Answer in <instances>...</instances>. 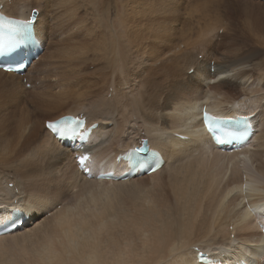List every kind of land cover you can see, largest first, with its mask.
Returning <instances> with one entry per match:
<instances>
[{
	"label": "bare ground",
	"instance_id": "bare-ground-1",
	"mask_svg": "<svg viewBox=\"0 0 264 264\" xmlns=\"http://www.w3.org/2000/svg\"><path fill=\"white\" fill-rule=\"evenodd\" d=\"M41 1L46 3L0 0L9 19L26 22L38 12L32 30L42 47L23 75L0 69V98L19 101L15 88L31 91L52 70L67 88L47 95L50 100L33 90L39 114L46 113L45 105L62 108L52 118L37 123L30 108L11 124L0 113V226L15 209L25 219L0 237V264H200L197 252L217 264H264L263 16L253 17L261 25L254 27V39L246 36L248 30L229 34L232 13L219 14L228 0L205 1L207 12L213 1L218 11L195 21L167 12L168 0H156L163 7L159 14L150 5L115 19L107 10L91 23L102 31L86 27L84 17L62 14L69 19L61 21L71 20L75 31L63 29L66 48L51 51L47 34L54 14ZM77 35L80 40L73 41ZM244 45L250 54L237 55ZM59 52L66 59L60 70L53 57ZM79 55L100 61L92 67L95 73H88L91 65L73 66ZM43 58L49 60L41 66ZM77 76L82 80L75 81ZM1 107L0 112L6 108ZM202 107L222 113V120L251 117L249 147L217 151L200 128ZM69 116L80 117L83 129L95 125L82 148L58 142L45 128ZM142 144L164 158L159 170L128 180H96L110 171L120 176L124 165L117 159ZM81 154L89 156L88 177L73 158Z\"/></svg>",
	"mask_w": 264,
	"mask_h": 264
},
{
	"label": "rangeland",
	"instance_id": "rangeland-1",
	"mask_svg": "<svg viewBox=\"0 0 264 264\" xmlns=\"http://www.w3.org/2000/svg\"><path fill=\"white\" fill-rule=\"evenodd\" d=\"M67 1V2H66ZM141 1V2H140ZM146 0H46V3L41 1V4H47L49 3V8L48 11L52 14H54L53 18L50 20L49 24L50 27H51V30L48 32H54L53 33V36H52V33L50 34H47V37H49V42H51V51H55L57 48L58 49H61L64 51V49L66 48L65 45L61 44V42L63 41V35H65L64 33L66 32V30L69 31V27H71L73 30H74V27L75 25H71V20L74 19L76 20L77 19V16L81 17H84L86 19V23H85V26L86 27H91V26H94L95 28H99L102 30H104L103 28H100V24L97 22V24H91L93 23L94 21H96L98 18L102 17L107 10L110 11V13H113V17H115V19H117L118 17H120L123 13L124 14H127V15H130L132 12L134 13L135 10L137 12H142L144 9H146L147 7H152L150 9L151 10H156L157 14L159 13H162L163 11L160 10V8H163L162 5L159 3L160 1H156V0H149L148 4H145ZM169 1V0H168ZM166 2V8H168L169 10H167V12L171 13V11L173 12L172 14H185V18L184 19H188L190 21H195V19H200V16L203 18V17H207L208 13L209 14H215L217 13L218 10H215V8L218 7L217 5V1H213V2H210L211 5H210V11L207 12L206 11V6H205V1L207 0H184L185 2H183V0H171L169 2ZM263 5V6H258V4ZM258 2V0H228L226 2H223L224 4H222V6L220 7V11H219V14L221 13V15H226L225 17H227V14L229 13H232V17H233V21H232V25L230 26L231 27V30L229 32V34H246L247 33V30L250 31V33H247V37L248 38H254L256 39V37H254V33H253V29H255L254 27H256V25H259L258 23H255L254 20H253V17L254 16H257V17H262L264 19V0H260ZM61 4L59 5L61 8H59L58 4ZM136 3V5L134 4ZM144 3V4H143ZM159 3V4H158ZM176 3V4H175ZM186 3V4H185ZM51 4V5H50ZM55 6H53V5ZM139 4V5H138ZM173 4V5H172ZM182 4L184 5V7L182 6ZM188 4V5H187ZM246 4V5H245ZM56 5L58 7H56ZM188 7H187V6ZM204 5V6H203ZM71 6V8H70ZM134 6V7H133ZM135 6H137V8H135ZM156 6V7H155ZM178 6V8L176 7ZM53 7V8H52ZM203 7V8H202ZM226 7V8H225ZM59 8V10H56ZM68 8V9H67ZM171 8H173L171 10ZM177 8V10H176ZM185 8V10H184ZM54 9V11H53ZM67 9V10H66ZM259 9V10H258ZM52 12H51V11ZM61 10V12H60ZM64 10V11H63ZM124 10V12H123ZM174 10V11H173ZM214 10V11H213ZM64 13H63V12ZM67 13H66V12ZM70 11V12H68ZM75 11V12H74ZM147 10H145L144 12H146ZM178 11V12H177ZM181 11V12H180ZM108 12V11H107ZM183 12V13H182ZM223 12V13H222ZM55 13H57L56 15L57 16H60L62 18L63 17H66L68 16L69 18H71L70 20V23H64L63 21L61 20H67L69 18H62L60 19V17H57L54 19L55 17ZM70 13V14H69ZM261 13V14H260ZM38 14V12H37ZM60 14V15H59ZM62 14H65V15H62ZM213 14V15H214ZM258 14V15H257ZM62 15V16H61ZM70 15V16H69ZM74 15V16H73ZM52 15L50 14L49 17H51ZM76 16V17H75ZM60 19V20H59ZM91 19V20H90ZM95 19V20H94ZM52 20H54V22H52ZM73 20V21H74ZM72 21V22H73ZM61 22L63 23L61 24ZM259 22H261L262 24V27H264V21H262L261 19L259 20ZM53 23V24H52ZM89 23V25H88ZM70 24V25H69ZM69 25V26H68ZM55 26V28H54ZM84 26V25H83ZM84 26V27H85ZM261 26V25H259ZM53 27V28H52ZM67 27V29H66ZM85 27V28H86ZM138 27L142 30V32H145L144 31V28L140 25H138ZM69 28V29H68ZM87 28V29H88ZM63 29H66V30H63ZM83 28L82 29V32L86 33L88 30ZM98 29V31H100ZM119 28L117 27L116 25V33L119 32L118 30ZM47 30V29H46ZM54 30V31H53ZM84 30V31H83ZM60 31V33H59ZM61 31H63L64 33H62ZM67 31V32H68ZM75 31V30H74ZM56 32V34H55ZM59 33V34H58ZM62 34V35H60ZM51 35V37L49 36ZM219 35H221V31H219ZM61 36V37H60ZM78 37H81V35H77V37H72L73 41H76L77 39L80 40V38ZM229 36L227 35V38ZM77 38V39H76ZM88 38V40H86ZM226 38V40H227ZM52 40V41H51ZM89 41V37L87 36H84V34H82V41ZM220 40V39H218ZM48 42V43H49ZM55 42V43H54ZM57 42V44H56ZM89 43V42H88ZM65 47V48H64ZM181 47L183 49L186 50L185 48V45L182 44ZM189 50V49H188ZM62 52V51H61ZM257 54H260L262 53L261 51L257 50L256 52ZM255 53V54H256ZM246 54H250V47L247 46V45H244V46H241L239 51L237 52V55L239 56H243V55H246ZM53 57H55V62L57 64H59V67L58 69H62L63 68V62L66 60L64 59L61 55H60V52L59 53H54L53 54ZM90 57V55H89ZM231 58L233 59H238L237 57L235 56H230ZM44 60H42L41 62V66L47 62V60L49 59H45L43 58ZM61 62V63H60ZM66 63V62H65ZM99 63L100 61H92L91 59H87L86 56H82V55H79L78 56V60L77 61H74L73 62V66H79V65H91L90 68V71L91 72H88L89 74H93L95 73V70L92 69V67L94 68V66L96 68H98L99 66ZM67 65V63H66ZM62 66V67H61ZM69 68H71L69 66ZM86 69V68H85ZM84 69V70H85ZM92 69V70H91ZM38 72V70L36 72H33L32 75L35 76L36 73ZM53 72V74H52ZM57 72V73H56ZM62 71H60L61 73ZM50 74H52L53 76H51ZM58 71L56 70H52L50 71L48 74L46 75H41L40 77H43V80H42V84L41 85H36L35 88H33L31 91H29V88L26 87V91L25 90H21V89H18V88H15L13 94L14 96H17L19 95L20 96V99L18 101L17 98H8V99H3V98H0V102L2 101V103H0V105L5 108L1 113V116H2V113L4 115H7L8 120H10V123L11 124H15V122L12 120L11 121V118H19L20 116H23L26 112V109H30V111L32 112L31 116L33 117V119H35V121H37V123L41 120V118H52L54 116H57L59 113L58 110H61L62 108H59L58 110L56 109H52L51 106L49 105H45L43 107V110L46 112L44 113L43 115L42 114H39L38 111H36V108L34 107V105L32 106L33 104V100H34V96H33V90L35 91V93H38V92H41L43 94V97L46 99V100H50L49 97L51 93L53 92H56L58 91H61L62 88L64 85H65V79L64 77L62 76H59L60 74H58ZM54 76H59V77H56L54 78ZM87 77H85L84 79H86ZM2 80V79H1ZM59 80H63V83ZM78 80V81H81L82 79H80L78 76L77 78H75V81ZM37 83L39 82V80L36 81ZM13 83H16L15 80H13ZM42 87V88H41ZM40 88V89H38ZM45 88V89H44ZM67 88H65L64 90H66ZM47 90V91H45ZM16 92V93H15ZM47 92V93H46ZM49 92V93H48ZM33 96V99L31 101V95ZM49 97H48V96ZM28 96V97H27ZM30 96V97H29ZM2 99V100H1ZM3 100H7V101H3ZM16 100V101H15ZM27 101V102H26ZM66 101V102H65ZM64 103L68 104L70 103V99L69 101L65 100ZM19 102V103H18ZM16 103V104H15ZM28 104V105H27ZM4 105V106H3ZM6 105V106H5ZM14 105V106H13ZM27 105V106H26ZM1 107V108H2ZM68 107V106H67ZM9 111V112H8ZM33 111L35 113H33ZM7 112V113H5ZM19 112H21L22 114H20ZM9 123V125H10ZM6 124H8V122H6ZM41 126V123L39 124Z\"/></svg>",
	"mask_w": 264,
	"mask_h": 264
},
{
	"label": "snow or ice",
	"instance_id": "snow-or-ice-1",
	"mask_svg": "<svg viewBox=\"0 0 264 264\" xmlns=\"http://www.w3.org/2000/svg\"><path fill=\"white\" fill-rule=\"evenodd\" d=\"M208 130H209L210 132L213 133L214 139H215L217 142H219V143L224 142L223 139H222V136H231L230 133H221V132H220V128H219L218 126L214 128L213 126L209 125ZM136 151H139V150H136ZM79 159H80L81 163H83V161L87 160L88 157H86V156H82V157H80ZM201 255H202V254H201Z\"/></svg>",
	"mask_w": 264,
	"mask_h": 264
},
{
	"label": "water",
	"instance_id": "water-1",
	"mask_svg": "<svg viewBox=\"0 0 264 264\" xmlns=\"http://www.w3.org/2000/svg\"><path fill=\"white\" fill-rule=\"evenodd\" d=\"M36 16H37V12L35 10H33L30 14L29 21L33 22L35 20Z\"/></svg>",
	"mask_w": 264,
	"mask_h": 264
}]
</instances>
